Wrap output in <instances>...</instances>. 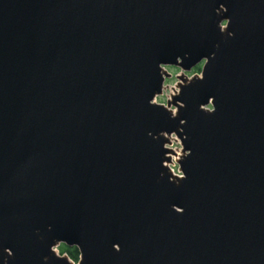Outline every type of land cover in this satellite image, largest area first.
<instances>
[{
	"label": "water",
	"instance_id": "water-1",
	"mask_svg": "<svg viewBox=\"0 0 264 264\" xmlns=\"http://www.w3.org/2000/svg\"><path fill=\"white\" fill-rule=\"evenodd\" d=\"M59 244L264 264V0H0V264H72Z\"/></svg>",
	"mask_w": 264,
	"mask_h": 264
},
{
	"label": "rangeland",
	"instance_id": "rangeland-1",
	"mask_svg": "<svg viewBox=\"0 0 264 264\" xmlns=\"http://www.w3.org/2000/svg\"><path fill=\"white\" fill-rule=\"evenodd\" d=\"M170 76L165 79L163 89L160 95L156 96L154 99L155 103H161L166 105L167 100L171 101L173 95L178 94V84L184 83L183 79L190 78L193 75H200V72H194V68L187 72L183 71L178 67L175 66H165L164 68ZM210 107V106H209ZM170 109L175 111L174 106H170ZM169 143L165 146L173 152L168 153L171 162L175 165V168H178L177 160L182 155L181 153V143L180 140L174 135L171 134L169 137ZM169 164V163H168ZM55 252L59 254L58 246L54 248ZM70 260V259H69ZM72 264H77V262L70 260Z\"/></svg>",
	"mask_w": 264,
	"mask_h": 264
},
{
	"label": "trees",
	"instance_id": "trees-1",
	"mask_svg": "<svg viewBox=\"0 0 264 264\" xmlns=\"http://www.w3.org/2000/svg\"><path fill=\"white\" fill-rule=\"evenodd\" d=\"M194 72H200V66L199 65L194 67ZM58 248H59L60 254H66L67 257L69 259H71L72 261L76 262L78 260L79 253H78V250L76 247H74V246L69 247V246H66L64 244H59Z\"/></svg>",
	"mask_w": 264,
	"mask_h": 264
},
{
	"label": "built area",
	"instance_id": "built-area-1",
	"mask_svg": "<svg viewBox=\"0 0 264 264\" xmlns=\"http://www.w3.org/2000/svg\"><path fill=\"white\" fill-rule=\"evenodd\" d=\"M170 162H171V160L168 162L169 164L166 163V165L169 168L171 174L180 177L181 171L179 170V168H177V167L175 168V165L173 163H170Z\"/></svg>",
	"mask_w": 264,
	"mask_h": 264
}]
</instances>
